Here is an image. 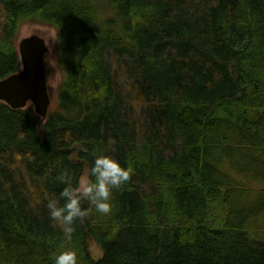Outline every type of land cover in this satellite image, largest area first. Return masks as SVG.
<instances>
[{"label":"trees","instance_id":"trees-1","mask_svg":"<svg viewBox=\"0 0 264 264\" xmlns=\"http://www.w3.org/2000/svg\"><path fill=\"white\" fill-rule=\"evenodd\" d=\"M26 23L62 79L42 125L0 102V264H264V0H0V80ZM94 153L134 172L69 241L47 203Z\"/></svg>","mask_w":264,"mask_h":264},{"label":"clouds","instance_id":"clouds-1","mask_svg":"<svg viewBox=\"0 0 264 264\" xmlns=\"http://www.w3.org/2000/svg\"><path fill=\"white\" fill-rule=\"evenodd\" d=\"M93 155L90 172L81 177L75 187L72 186L67 170L57 176V180L67 186L59 193V199L50 198L47 203L50 219L69 241L75 231V222L87 216L89 212V209L82 207V201L87 200L101 215L110 214L114 190L126 184L134 172L131 165L125 167L112 156L95 153ZM60 200H63L62 205ZM53 260L54 264H78L77 254L72 250L60 252Z\"/></svg>","mask_w":264,"mask_h":264},{"label":"water","instance_id":"water-1","mask_svg":"<svg viewBox=\"0 0 264 264\" xmlns=\"http://www.w3.org/2000/svg\"><path fill=\"white\" fill-rule=\"evenodd\" d=\"M18 51L21 68L0 80V102L13 109H24L32 103L36 114L45 121L52 102L46 66L50 48L44 37L31 35L20 40Z\"/></svg>","mask_w":264,"mask_h":264},{"label":"rangeland","instance_id":"rangeland-1","mask_svg":"<svg viewBox=\"0 0 264 264\" xmlns=\"http://www.w3.org/2000/svg\"><path fill=\"white\" fill-rule=\"evenodd\" d=\"M31 35H39L44 37L50 48V52L46 55V66L48 71V83L51 90V98H52L50 110H52L58 107V86L62 79V75L57 66L55 53H54L57 45V31L52 26L41 25L36 23H26L22 25L20 29L17 43L19 44L21 39ZM31 105L33 104L29 103L28 106ZM34 111H35V107H34ZM41 121H42L41 123L42 125L43 120L41 119ZM90 251L92 256L95 257L96 259L100 258L103 255L101 248L94 242H91L90 244Z\"/></svg>","mask_w":264,"mask_h":264}]
</instances>
